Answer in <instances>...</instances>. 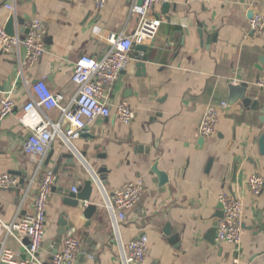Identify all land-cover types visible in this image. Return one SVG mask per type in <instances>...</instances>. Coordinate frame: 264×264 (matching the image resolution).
<instances>
[{
	"label": "crops",
	"instance_id": "1",
	"mask_svg": "<svg viewBox=\"0 0 264 264\" xmlns=\"http://www.w3.org/2000/svg\"><path fill=\"white\" fill-rule=\"evenodd\" d=\"M131 3L107 0L98 11L95 0H0L3 26L12 15L25 24L14 26L15 35L30 28L35 19L45 29L44 54L34 65L19 64L23 48L0 54V101L11 92L15 105L12 114L0 120V175L18 179L16 188L0 190L3 222L32 212L41 174L54 173L66 151L63 141L55 139L39 169L38 160L23 152L32 120L23 126L20 118L32 86L42 80L63 96V105L68 104L76 94L70 76L77 59L82 55L102 58L110 33L130 36L135 31L137 16L130 14ZM8 5L12 12L7 11ZM251 9L264 16V0H161L155 7L153 15L161 25L147 48L144 74L136 67L143 54L134 47L131 62L110 96L112 107L121 102L130 105L135 120L124 125L114 116L96 119L82 134L91 139L70 140L86 156L75 169L62 160L54 173L57 180L38 253L42 263L61 246L55 240L58 222L66 214L74 231L70 237L81 242L77 264H121L120 247L142 235L148 238L144 264H233L235 260L264 264V188L254 197L246 185L252 174L264 177V153L258 144L264 136V92L255 85L264 70H259L264 32L254 36L249 30ZM240 83L248 85L245 96L257 102V109L245 108L240 102L228 104V86ZM221 103L226 105L219 109L215 133L199 145L197 129L206 107ZM46 115L61 122L62 130L68 129L58 110ZM154 165L165 182L152 174ZM87 166L94 171L106 169L105 185L94 188L86 203L98 208L90 221L82 217V208L65 206L62 196L90 179ZM134 181L142 182L144 190L115 234L104 203L115 190ZM222 193L234 194L243 203L244 232L236 245L218 244L216 234L214 238L210 235L219 220L215 215ZM173 236L177 237L174 242ZM6 246L23 260L24 239L8 238Z\"/></svg>",
	"mask_w": 264,
	"mask_h": 264
},
{
	"label": "built area",
	"instance_id": "2",
	"mask_svg": "<svg viewBox=\"0 0 264 264\" xmlns=\"http://www.w3.org/2000/svg\"><path fill=\"white\" fill-rule=\"evenodd\" d=\"M107 0H95V6L103 9ZM161 0H132L130 14L137 16V26L130 36L110 33L107 39V52L104 57L96 59L90 56H80L74 64L70 82L76 86L73 99L63 105V96L52 92L44 81L36 82L31 88L29 99L22 107L20 123L26 126L27 120H32L29 137L22 146L23 152L31 159L38 160V169L48 152L50 144L55 139H61L64 145H71L70 140L88 132V127L96 119L116 117L122 124L129 125L135 120V112L126 102L114 107L110 104L111 92L131 62V51L137 45L150 47L157 36L161 20L153 15L155 7ZM8 12L13 7L6 6ZM249 30L254 36L264 32V16L254 14L249 21ZM45 29L42 23L35 19L30 25L24 41L19 36H8L0 23V53L24 49L21 64L23 67L32 66L44 54L43 38ZM255 85L264 92V70ZM225 103L207 106L198 125L197 133L200 138H207L215 133L220 107ZM14 101L11 92L5 94L0 101V120L14 111ZM58 110L61 120L69 124L67 130L61 129V122L52 121L46 112ZM57 177L47 170L41 174L32 202V212L29 215L5 223L0 219V264H77L81 253V242L77 238L68 237L47 263L38 259L46 229V213L52 187ZM247 188L254 197L259 196L264 188V177L252 174L246 180ZM18 186V179L7 174L0 175V190H11ZM140 181L127 182L113 192L112 198H106L105 211L112 231L118 232L119 222L134 208L143 192ZM76 193V189L72 188ZM222 207V218L216 222V242L236 245L243 235V203L234 194L222 193L219 196ZM13 238L18 241L28 239L24 246L27 259H17L18 254L6 246V240ZM148 251V238L144 235L120 247L119 259L121 264H144ZM233 264H239L237 260Z\"/></svg>",
	"mask_w": 264,
	"mask_h": 264
},
{
	"label": "water",
	"instance_id": "3",
	"mask_svg": "<svg viewBox=\"0 0 264 264\" xmlns=\"http://www.w3.org/2000/svg\"><path fill=\"white\" fill-rule=\"evenodd\" d=\"M138 4H141V0H138ZM165 8L167 6H164ZM254 15V10L251 9L248 14H247V18L251 19ZM15 25H19L22 27H25V24L22 20L15 18L13 15L10 16L4 26V30L5 33L10 36L13 37L15 36V30H14V26ZM29 32V28L27 27V29L24 32H20L19 34V39L21 41H24L26 38V34H28ZM200 36H202V31H199ZM135 50L139 53H142L143 56L140 57L139 59H137L139 61V64H137V68L140 71V73L144 74V65L147 62V48L144 46H135ZM2 54V53H0ZM259 62H260V67L259 70H262L264 67V58H259ZM248 88V85L245 83H240V84H230L228 86V91H229V96H228V104L232 105L235 104L236 102H240L242 104L243 107L245 108H250V109H257V102L256 101H252L250 97H246V90ZM81 138L86 139L89 138L91 139L92 137L89 135H80ZM203 142V138L199 139V145H201V143ZM258 144H259V148H260V153L263 154L264 153V136H261L258 140ZM66 151L62 152L59 159L57 160V164H56V169L54 170V173H57V169L58 166L60 164V162L62 160L66 161V164L70 167L75 169L78 162H82L83 163V158L86 156V152H77L70 144L66 145ZM212 164V160H210L207 164L206 167V171L209 170L210 165ZM90 172V179L86 180L83 182V184L80 186V188L76 189V193H71V192H67L64 193L63 196V204L69 208H73V209H77V208H82V212L81 215L82 217L86 220V221H90V218L96 214L98 212V208L96 205H86V203H90L91 201V197H92V193L94 188L101 187L103 185H105V173H106V169L104 167L99 168L97 171L92 170L89 166H87ZM151 172L152 174H154L157 178L158 181L162 182V181H166V178L164 179V175L159 172L157 170V167L154 165L151 168ZM164 179V180H163ZM222 207L219 204L217 206V213L215 215L216 219H221L222 218V213H221ZM89 223V222H88ZM86 226H90L89 224ZM58 230H57V235L58 237L55 240V244L60 245L66 238L70 237L71 234H73V226H70V224L68 223L67 220V216L66 214H62L61 215V219L58 222ZM213 232V233H212ZM212 232L210 233L211 237L213 236V238L215 237L216 234V223L213 225V229ZM214 234V235H213ZM210 237V238H211ZM89 235L85 236V240H88ZM177 240L176 236H173L171 238V241L174 242ZM28 245V239H25V246ZM57 250H55V252L53 254L56 253ZM26 257V254H22V259L24 260Z\"/></svg>",
	"mask_w": 264,
	"mask_h": 264
}]
</instances>
